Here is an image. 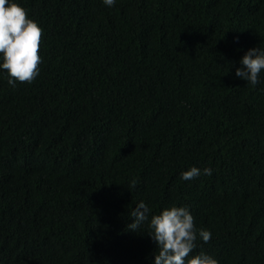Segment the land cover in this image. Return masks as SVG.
<instances>
[{"label":"trees","instance_id":"16d2710c","mask_svg":"<svg viewBox=\"0 0 264 264\" xmlns=\"http://www.w3.org/2000/svg\"><path fill=\"white\" fill-rule=\"evenodd\" d=\"M13 2L42 63L15 87L0 68V264H155L148 225L172 205L212 233L193 255L264 264V71L236 75L264 0Z\"/></svg>","mask_w":264,"mask_h":264},{"label":"clouds","instance_id":"9594fccd","mask_svg":"<svg viewBox=\"0 0 264 264\" xmlns=\"http://www.w3.org/2000/svg\"><path fill=\"white\" fill-rule=\"evenodd\" d=\"M109 7L116 0H103ZM43 41V29L39 23L29 18L27 10L13 0H0V68L7 71L8 83L31 84L39 75L42 63L40 47ZM242 67L237 68L236 75L252 85L259 82L264 71V49L254 47L241 59ZM202 174L201 169L193 166L181 173L185 181L195 179ZM204 175H211V167L203 169ZM134 183V182H133ZM150 209L140 201L130 211L133 222L127 226L137 231L140 225L149 220ZM148 234L157 244L155 264H219V261L206 252L193 255L199 238L208 243L212 233L204 228L197 229L194 217L187 206L165 207L158 214L152 215Z\"/></svg>","mask_w":264,"mask_h":264}]
</instances>
